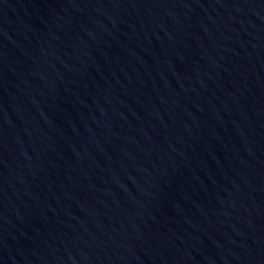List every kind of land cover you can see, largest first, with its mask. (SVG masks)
<instances>
[{
    "label": "water",
    "instance_id": "obj_1",
    "mask_svg": "<svg viewBox=\"0 0 264 264\" xmlns=\"http://www.w3.org/2000/svg\"><path fill=\"white\" fill-rule=\"evenodd\" d=\"M0 264H264V0H0Z\"/></svg>",
    "mask_w": 264,
    "mask_h": 264
}]
</instances>
